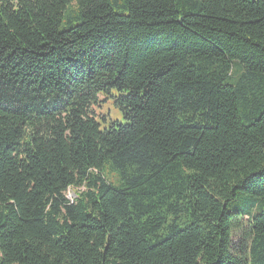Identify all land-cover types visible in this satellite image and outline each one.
<instances>
[{
	"label": "trees",
	"instance_id": "obj_1",
	"mask_svg": "<svg viewBox=\"0 0 264 264\" xmlns=\"http://www.w3.org/2000/svg\"><path fill=\"white\" fill-rule=\"evenodd\" d=\"M0 264H264V0H0Z\"/></svg>",
	"mask_w": 264,
	"mask_h": 264
},
{
	"label": "rangeland",
	"instance_id": "obj_2",
	"mask_svg": "<svg viewBox=\"0 0 264 264\" xmlns=\"http://www.w3.org/2000/svg\"><path fill=\"white\" fill-rule=\"evenodd\" d=\"M73 7V6H72ZM99 104L97 107L93 106V117H95L101 127H108L112 122H123L121 115L117 109V107L113 104L114 99L107 97L105 100L101 97L98 98ZM104 100V101H103ZM102 118L104 121H102ZM82 190V189H80ZM78 192V190L69 188L66 192V198L68 200H73L75 197V194ZM237 237L234 238V246L235 248L238 247L240 250L244 248V242L240 241L237 242Z\"/></svg>",
	"mask_w": 264,
	"mask_h": 264
}]
</instances>
